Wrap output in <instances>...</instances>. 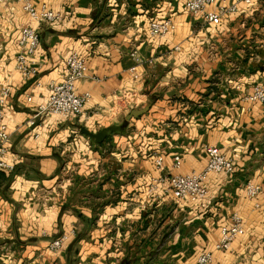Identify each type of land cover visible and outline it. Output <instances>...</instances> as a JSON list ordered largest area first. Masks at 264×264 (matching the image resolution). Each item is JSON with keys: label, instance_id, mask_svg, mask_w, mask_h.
<instances>
[{"label": "crops", "instance_id": "crops-1", "mask_svg": "<svg viewBox=\"0 0 264 264\" xmlns=\"http://www.w3.org/2000/svg\"><path fill=\"white\" fill-rule=\"evenodd\" d=\"M33 3L64 22L38 28L37 73L24 80L15 58L28 17L16 1L0 0V85L11 90L6 161L14 167L0 170V264H195L234 214L244 235L231 251L214 252L213 264H264V112L245 100L264 84V0L238 4L216 27L187 13L183 0ZM164 20L173 32L152 38L149 24ZM73 53L86 59L75 88L90 102L80 116L30 126ZM109 126L124 131L100 145L81 133ZM208 147L234 172L207 177L204 208L175 200L166 179L202 171ZM249 182L262 188L254 200L245 195ZM63 234L61 249L48 251Z\"/></svg>", "mask_w": 264, "mask_h": 264}, {"label": "built area", "instance_id": "built-area-1", "mask_svg": "<svg viewBox=\"0 0 264 264\" xmlns=\"http://www.w3.org/2000/svg\"><path fill=\"white\" fill-rule=\"evenodd\" d=\"M20 4L22 11L28 17V24L23 25L17 41L18 54L15 58V70L24 79L28 80L37 73L35 55L40 45L38 28L41 26H52L64 22L62 15L52 12L46 4L34 5L33 0H14ZM187 13L194 17H202L204 23L211 26H219L221 18L225 15L235 13L237 5H251L252 0H233V5L224 7V0H183ZM208 7H214L208 11ZM174 25L170 20L151 22L149 24V35L152 38H164L173 32ZM136 64L140 59L133 53L131 55ZM66 78L61 83H50L48 86L49 96L46 102L37 107L34 116L28 122L30 126L35 120L54 118L64 119L70 116H80L90 102V94H78L75 88L77 82L86 78L88 67L86 59L81 55L73 53L64 60ZM134 72V68L130 70ZM39 86V85H38ZM11 95L10 87L7 84L0 85V170L12 172L14 167L6 161L8 154L9 133L4 124V109ZM31 99L28 98L27 101ZM247 102L258 105L264 112V84L256 85L251 94L245 99ZM207 159L204 169L200 172H193L188 175H172L166 182L168 189L175 200L184 201L204 208L207 197V189L204 183L211 174L231 175L234 172L233 162L227 159L224 154L215 147H208L205 150ZM162 157L157 156L155 167L160 170ZM179 159H174V168H179ZM164 182V179L155 181L156 184ZM154 183V184H155ZM155 185H152V189ZM262 194V188L252 183H246L245 195L248 200H254ZM256 207H258L256 205ZM244 235V225L241 217L232 215L230 225L222 226L219 229V238L213 247V251L199 253L195 264H213V253H227L231 251L232 243ZM69 236L61 235L58 239L48 245V251H59Z\"/></svg>", "mask_w": 264, "mask_h": 264}, {"label": "water", "instance_id": "water-1", "mask_svg": "<svg viewBox=\"0 0 264 264\" xmlns=\"http://www.w3.org/2000/svg\"><path fill=\"white\" fill-rule=\"evenodd\" d=\"M147 108L143 109V110H139V111H131L126 117H125V121L129 122L132 119H137L140 116H142L143 114H145L147 112ZM124 129L121 128L120 126H109L106 128H103L102 130H100L97 133H90L88 131L82 130L81 133L83 135H85L86 137L90 138L91 140H93L96 144L100 145L102 144L108 137L110 134L116 133V132H123Z\"/></svg>", "mask_w": 264, "mask_h": 264}, {"label": "rangeland", "instance_id": "rangeland-1", "mask_svg": "<svg viewBox=\"0 0 264 264\" xmlns=\"http://www.w3.org/2000/svg\"><path fill=\"white\" fill-rule=\"evenodd\" d=\"M123 121L125 122V120H124V116H123L122 118L118 119L114 125H121V124L124 123ZM129 122H130V121H129ZM117 133H119V132L113 133V134H111V135H116Z\"/></svg>", "mask_w": 264, "mask_h": 264}]
</instances>
